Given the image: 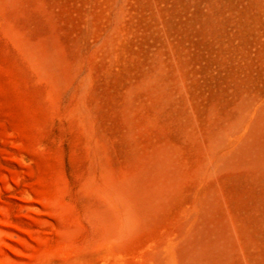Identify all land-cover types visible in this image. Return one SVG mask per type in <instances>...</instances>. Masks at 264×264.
<instances>
[{"label": "rangeland", "instance_id": "rangeland-1", "mask_svg": "<svg viewBox=\"0 0 264 264\" xmlns=\"http://www.w3.org/2000/svg\"><path fill=\"white\" fill-rule=\"evenodd\" d=\"M0 264H264V0H0Z\"/></svg>", "mask_w": 264, "mask_h": 264}]
</instances>
